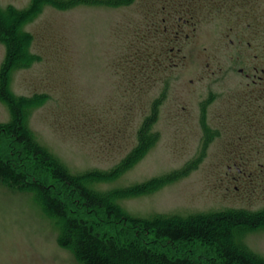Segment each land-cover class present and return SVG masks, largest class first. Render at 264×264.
Instances as JSON below:
<instances>
[{
	"label": "rangeland",
	"instance_id": "1",
	"mask_svg": "<svg viewBox=\"0 0 264 264\" xmlns=\"http://www.w3.org/2000/svg\"><path fill=\"white\" fill-rule=\"evenodd\" d=\"M55 1L67 0L39 3L19 24L29 55L4 76L5 93L25 103L22 123L35 144L70 175L108 172L137 146L157 103L148 151L90 188L115 191L119 209L144 220L264 210V0H78L68 8ZM29 3L0 0V12ZM5 54L0 41V67ZM9 120L0 98V125ZM8 146L0 134L2 157L14 150ZM30 160L19 161L31 167ZM170 175L147 193L132 192ZM232 239L264 260V225L236 228ZM151 241L217 264L209 244ZM0 264H80L35 196L1 181Z\"/></svg>",
	"mask_w": 264,
	"mask_h": 264
},
{
	"label": "trees",
	"instance_id": "2",
	"mask_svg": "<svg viewBox=\"0 0 264 264\" xmlns=\"http://www.w3.org/2000/svg\"><path fill=\"white\" fill-rule=\"evenodd\" d=\"M51 1L30 0L25 9L14 11L16 13L0 12V41L6 47L5 58L0 67V98L10 112V120L0 125V134L6 136L8 144L12 145L8 149L14 148L11 155L2 157L0 154V181L35 196L42 210L55 221L58 243L69 249L80 264H208L179 252L157 250L148 246L151 239L154 240L152 243L160 240L169 245L194 241L209 244L214 247L217 257L213 256V260L217 264L218 261L220 264H264L263 259L246 252V249L236 245L232 239L236 228L264 225V210L253 214L222 211L185 218L158 216L144 220L125 215L115 203L118 198L115 191L102 194L90 188L89 185L99 179L110 178L123 172L126 167H131L148 151V143L153 139L148 133V127L155 120L157 103L153 104L150 117L145 119L137 132V146L108 172L91 171L70 175L35 144L22 123L25 103L12 99L5 93L4 76L13 67L26 65L22 61V54H28L23 52L25 33L18 30L19 24L33 15L39 3L42 5ZM76 1L78 0L55 1L53 5L68 8L77 4ZM121 1L124 0H99L95 3L119 5ZM8 11L11 9L8 8ZM7 19H15V23H9ZM36 98L41 99L43 96L36 95L32 99ZM20 158H30L31 167L20 162ZM171 178L174 176L156 178L131 189L135 195L144 194L169 182ZM118 223L117 229L115 225ZM109 226L114 229H109Z\"/></svg>",
	"mask_w": 264,
	"mask_h": 264
},
{
	"label": "flooded vegetation",
	"instance_id": "3",
	"mask_svg": "<svg viewBox=\"0 0 264 264\" xmlns=\"http://www.w3.org/2000/svg\"><path fill=\"white\" fill-rule=\"evenodd\" d=\"M240 72H241V71H240ZM259 79H261V77H260ZM259 97H261L260 94H259ZM229 169H230V167H229ZM236 169H238V171H240V169H239L238 167H236Z\"/></svg>",
	"mask_w": 264,
	"mask_h": 264
}]
</instances>
